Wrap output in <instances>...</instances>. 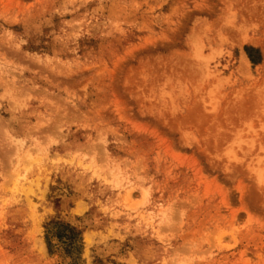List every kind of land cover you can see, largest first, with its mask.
Instances as JSON below:
<instances>
[{
    "label": "rangeland",
    "instance_id": "374dc122",
    "mask_svg": "<svg viewBox=\"0 0 264 264\" xmlns=\"http://www.w3.org/2000/svg\"><path fill=\"white\" fill-rule=\"evenodd\" d=\"M0 264H264V0H0Z\"/></svg>",
    "mask_w": 264,
    "mask_h": 264
},
{
    "label": "trees",
    "instance_id": "16d2710c",
    "mask_svg": "<svg viewBox=\"0 0 264 264\" xmlns=\"http://www.w3.org/2000/svg\"><path fill=\"white\" fill-rule=\"evenodd\" d=\"M244 51H245L248 59L250 60V62L252 64H257L259 62V59H257V58L255 59L253 57V54H255V53L257 54V52L255 50H253L252 48H249V47H245Z\"/></svg>",
    "mask_w": 264,
    "mask_h": 264
},
{
    "label": "bare ground",
    "instance_id": "6f19581e",
    "mask_svg": "<svg viewBox=\"0 0 264 264\" xmlns=\"http://www.w3.org/2000/svg\"><path fill=\"white\" fill-rule=\"evenodd\" d=\"M248 42H249V41H248ZM239 47H240V46H239ZM241 55H242V54H241ZM242 57H243V61H242L243 63L240 61V62L242 63V65L244 64V62H245V63H248L247 60H246V58L244 57V55H243ZM241 60H242V59H241ZM247 65H248V64H247ZM55 245H56V244H55Z\"/></svg>",
    "mask_w": 264,
    "mask_h": 264
}]
</instances>
